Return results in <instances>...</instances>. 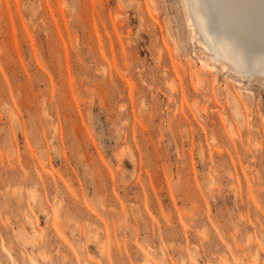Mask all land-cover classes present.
Here are the masks:
<instances>
[{"label": "rangeland", "instance_id": "1", "mask_svg": "<svg viewBox=\"0 0 264 264\" xmlns=\"http://www.w3.org/2000/svg\"><path fill=\"white\" fill-rule=\"evenodd\" d=\"M188 18L0 0V264H264V75Z\"/></svg>", "mask_w": 264, "mask_h": 264}, {"label": "bare ground", "instance_id": "2", "mask_svg": "<svg viewBox=\"0 0 264 264\" xmlns=\"http://www.w3.org/2000/svg\"><path fill=\"white\" fill-rule=\"evenodd\" d=\"M183 2L189 10L191 31L199 36L209 59L236 73L264 75V0ZM18 235L22 241H30L29 226L22 228Z\"/></svg>", "mask_w": 264, "mask_h": 264}]
</instances>
